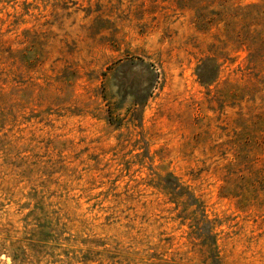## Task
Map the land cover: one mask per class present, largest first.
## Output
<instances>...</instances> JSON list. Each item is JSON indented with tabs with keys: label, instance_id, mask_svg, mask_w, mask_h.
Listing matches in <instances>:
<instances>
[{
	"label": "rangeland",
	"instance_id": "rangeland-1",
	"mask_svg": "<svg viewBox=\"0 0 264 264\" xmlns=\"http://www.w3.org/2000/svg\"><path fill=\"white\" fill-rule=\"evenodd\" d=\"M0 264H264V0H0Z\"/></svg>",
	"mask_w": 264,
	"mask_h": 264
},
{
	"label": "trees",
	"instance_id": "trees-1",
	"mask_svg": "<svg viewBox=\"0 0 264 264\" xmlns=\"http://www.w3.org/2000/svg\"><path fill=\"white\" fill-rule=\"evenodd\" d=\"M198 76H199L200 80L202 81V83H204V84H208L211 81L210 79L206 78L207 76L202 75L201 73L198 74Z\"/></svg>",
	"mask_w": 264,
	"mask_h": 264
}]
</instances>
